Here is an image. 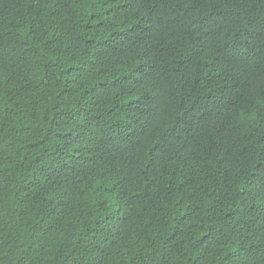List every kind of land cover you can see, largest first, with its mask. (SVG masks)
Masks as SVG:
<instances>
[{"label":"trees","instance_id":"obj_1","mask_svg":"<svg viewBox=\"0 0 264 264\" xmlns=\"http://www.w3.org/2000/svg\"><path fill=\"white\" fill-rule=\"evenodd\" d=\"M0 264H264V0H0Z\"/></svg>","mask_w":264,"mask_h":264}]
</instances>
